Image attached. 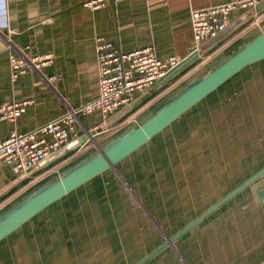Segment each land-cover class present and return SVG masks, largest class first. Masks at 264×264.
Here are the masks:
<instances>
[{
	"label": "crops",
	"instance_id": "crops-1",
	"mask_svg": "<svg viewBox=\"0 0 264 264\" xmlns=\"http://www.w3.org/2000/svg\"><path fill=\"white\" fill-rule=\"evenodd\" d=\"M86 1L88 0H6L3 10H0V104L26 100H32L34 103L26 109L24 115L16 123L0 122V140L9 138L13 131L19 134L34 131L65 115L70 110L77 109L97 98L99 82L94 44L97 35L103 36L123 53L152 46L162 61L171 57L184 59L195 48L190 12L217 7L233 0H125L119 4L109 3L97 11L87 9L84 6ZM231 26L233 28L220 37L221 33L220 38L218 37L219 39L215 42L210 41L203 44L200 49L204 50V53L200 58L173 79L167 82H158L150 89L133 93L129 97L128 103L109 115L105 123L108 131L102 130L103 117L101 113L81 116L76 125L77 135L70 139V143L79 142L76 148L46 166L39 167V164L36 166L37 169L22 176H16L11 166H0V215L41 185L57 177L79 160L94 153L98 146L105 145L129 128L139 125L143 119L152 114L186 84L205 73L215 63L235 51L257 33L264 31V8L259 12L254 9L232 13L230 16ZM12 52L27 57L53 53L55 61L52 66L43 68L39 73L28 70L26 75L13 81L9 69V56ZM263 70L264 60L246 67L229 82H235L238 85V83L248 80L250 76L256 77ZM51 76L57 77L55 83L34 85L36 81L43 79L42 77ZM127 106H131V108L125 114L117 116ZM159 135L150 141L157 139ZM84 138L86 139L83 140ZM138 151L118 164L122 166L119 169L122 174H119L118 170L107 171H113L117 180L111 181V183L107 181L106 184H110V186L102 191L103 193L106 191L108 198L103 213L100 208L92 212L86 211L88 218L95 215L106 217L111 214L107 206L108 203L111 205L116 200L120 202L125 199L126 195H130V199L132 196L135 201H138L140 207L146 211L147 219L155 223L163 238L159 244L140 255L134 264L139 263L164 244L166 236L171 238L176 235L264 168L263 163L220 199L197 212L191 220H185V223L173 235L169 236L164 234L157 224L156 218L161 217L163 213L159 210L153 195L149 194V190L143 189L147 194L146 196L143 194L145 200L143 203L145 205L147 199L148 204L147 210H145L131 187V177L135 176L136 183H138L137 178H140V174L136 172V154H138V159L146 154L137 153ZM128 160H132L130 163H132L133 170L129 169L130 163H126ZM176 174L173 171L169 177L176 178ZM25 175L26 177L22 179ZM102 175L62 200L77 194L76 192L82 189L86 192L82 198L88 200L93 196L90 194L94 191L90 189L91 187L102 188L103 184L98 186L93 183ZM178 180L177 182L180 181ZM143 187L139 185L137 190L141 192ZM260 187L264 192V175L177 240L174 247L165 249L146 264H169L170 262L175 264H264V200L261 201L258 195ZM114 189L115 193H113ZM109 192L114 195H109ZM180 192L184 193V188ZM202 196L203 191L200 193V200ZM179 197L184 198L185 202L188 200L187 193L186 195L181 194ZM197 198L199 199V194ZM122 202H120V206ZM177 207L181 209L182 204ZM185 212L184 216L186 217L187 211ZM84 213L78 215L85 218L86 214ZM174 213V209L166 212L167 223L182 222L168 219V216L171 214L174 216ZM88 218H85V221ZM35 219L33 218L24 226ZM53 221H55V217ZM44 222H46L45 217L42 218L41 226ZM160 222L162 221L160 220ZM210 223H215L211 233H201ZM78 224L80 225L81 222L79 221ZM169 230L171 228L167 227V231ZM83 231L81 239L92 238L93 233L87 225ZM115 234V237L121 238L118 231ZM142 237V234H138L136 237L138 238L136 239L137 247L141 246L139 241ZM105 255L107 256L108 252H105Z\"/></svg>",
	"mask_w": 264,
	"mask_h": 264
},
{
	"label": "rangeland",
	"instance_id": "rangeland-1",
	"mask_svg": "<svg viewBox=\"0 0 264 264\" xmlns=\"http://www.w3.org/2000/svg\"><path fill=\"white\" fill-rule=\"evenodd\" d=\"M216 91L142 147L137 153L146 154L140 160L136 154V172L140 178L136 183L135 176L131 177V187L145 210L148 205L147 199L143 203L145 190L153 195L163 213L161 217L157 215V224L169 236L185 220H191L264 163V70L238 85L225 83ZM120 167L116 166L118 171ZM129 169L133 170L132 163ZM171 169L177 173L179 182L169 177L173 174ZM114 180L117 176L113 171L104 173L93 182L98 186L103 184L102 188L91 187L93 196L85 198L87 201L82 198L86 193L82 189L74 197L59 200L39 218L35 219L37 215L31 223L0 242V264H134L163 238L138 201L126 195L121 206L117 200L107 204L111 214L106 217L88 218L86 213L98 208L103 213L108 198L106 191H102L110 186L107 181ZM139 185L144 186L141 192L137 190ZM182 187L184 193L180 192ZM186 193L187 202L179 197ZM181 204V209L176 208ZM173 209L174 216L171 214L168 219L182 222L167 223L166 212ZM81 211H85L86 221L78 215ZM43 217L46 222L41 226ZM85 224L93 233L91 239H81ZM214 224L207 225L201 233L210 234ZM167 227L171 230L167 231ZM117 231L121 238L115 237ZM138 234L143 236L140 247L136 246Z\"/></svg>",
	"mask_w": 264,
	"mask_h": 264
},
{
	"label": "built area",
	"instance_id": "built-area-1",
	"mask_svg": "<svg viewBox=\"0 0 264 264\" xmlns=\"http://www.w3.org/2000/svg\"><path fill=\"white\" fill-rule=\"evenodd\" d=\"M123 1L125 0H88L84 6L97 11L109 3L119 4ZM262 1L233 0L217 7L192 10L190 21L195 42L193 52L199 51L203 44L217 39L225 32L230 27L232 13L254 10ZM94 44L99 82L97 98L34 131L25 134L13 131L9 138L0 140V166H11L16 176L26 174L70 143V139L77 135L76 125L81 116L101 113L102 130L108 131L105 123L109 115L128 103L133 93L152 88L186 60L171 57L162 61L152 46L123 53L101 35L95 37ZM54 61L53 53L27 57L12 52L9 56L11 79L16 81L20 76L26 75L28 70L39 73L43 68L52 66ZM42 78L34 85L53 84L57 81L56 76ZM33 103L32 100H26L0 104V122L16 123Z\"/></svg>",
	"mask_w": 264,
	"mask_h": 264
},
{
	"label": "water",
	"instance_id": "water-1",
	"mask_svg": "<svg viewBox=\"0 0 264 264\" xmlns=\"http://www.w3.org/2000/svg\"><path fill=\"white\" fill-rule=\"evenodd\" d=\"M264 8V1L257 6V11ZM233 27H229L222 35L227 34ZM219 37V38H220ZM217 38V39H219ZM217 39L213 40L215 42ZM204 50L192 52L179 67L172 70L160 82H167L181 73L186 67L196 62ZM264 60V31L243 43L235 51L215 63L209 70L196 77L165 103L160 105L152 114L143 119L139 125H135L103 146H98L94 153L84 157L71 167L61 172L57 177L41 185L25 198L0 215V242L11 236L34 217L47 208L74 192L81 186L104 174L109 170L116 171V166L138 151L150 140L162 133L166 128L178 121L184 114L194 108L203 99L208 97L226 82L243 71L246 67ZM131 106H127L117 116L125 114ZM84 138L83 140H85ZM84 142V141H83ZM78 141H73L53 153L40 163L39 167L48 165L66 152L76 148ZM35 167L33 169H37ZM33 169H30V173ZM264 175V168L256 175L203 213L176 235L171 238L165 237L166 241L155 251L137 264H146L209 217L213 212L234 198L245 188ZM25 176L22 177L25 178ZM261 188V187H260ZM263 188L259 189L258 195L264 200Z\"/></svg>",
	"mask_w": 264,
	"mask_h": 264
},
{
	"label": "clouds",
	"instance_id": "clouds-1",
	"mask_svg": "<svg viewBox=\"0 0 264 264\" xmlns=\"http://www.w3.org/2000/svg\"><path fill=\"white\" fill-rule=\"evenodd\" d=\"M6 0H0V10H3Z\"/></svg>",
	"mask_w": 264,
	"mask_h": 264
},
{
	"label": "trees",
	"instance_id": "trees-1",
	"mask_svg": "<svg viewBox=\"0 0 264 264\" xmlns=\"http://www.w3.org/2000/svg\"><path fill=\"white\" fill-rule=\"evenodd\" d=\"M229 81H230V80H229ZM229 81H228V82H229ZM228 82H226V83H228ZM224 85H225V84H224ZM224 85H223V86H224ZM221 87H222V86H221ZM221 87H220V88H221ZM214 93H215V92H214ZM214 93H212V94H214ZM212 94H211V95H212ZM211 95H210V96H211ZM13 234H14V233H13ZM11 236H12V235H11ZM9 237H10V236H9ZM9 237H8V238H9ZM2 242H3V241H2Z\"/></svg>",
	"mask_w": 264,
	"mask_h": 264
}]
</instances>
